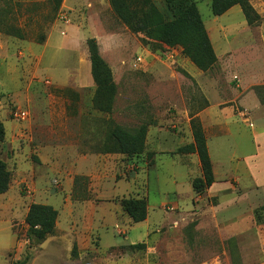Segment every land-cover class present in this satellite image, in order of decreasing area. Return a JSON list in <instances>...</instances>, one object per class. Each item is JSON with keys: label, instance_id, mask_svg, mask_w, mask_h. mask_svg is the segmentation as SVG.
Returning a JSON list of instances; mask_svg holds the SVG:
<instances>
[{"label": "rangeland", "instance_id": "rangeland-1", "mask_svg": "<svg viewBox=\"0 0 264 264\" xmlns=\"http://www.w3.org/2000/svg\"><path fill=\"white\" fill-rule=\"evenodd\" d=\"M194 1L217 57L207 71L181 53L186 37L134 33L109 0H62L51 21L48 0H9L24 36L0 31V264H264V0L255 24ZM88 37L112 70L110 112L92 104ZM192 117L215 177L199 195L196 154L176 152ZM115 124L146 127L139 154L102 151ZM122 197H146V218ZM30 203L57 211L42 241L27 236Z\"/></svg>", "mask_w": 264, "mask_h": 264}, {"label": "trees", "instance_id": "trees-1", "mask_svg": "<svg viewBox=\"0 0 264 264\" xmlns=\"http://www.w3.org/2000/svg\"><path fill=\"white\" fill-rule=\"evenodd\" d=\"M62 0H48L51 21L59 9ZM157 2L163 3L167 15L161 11ZM116 17L134 32L148 33L153 31L163 43H173L186 37L188 42L181 53L202 71L210 70L217 61L211 40L204 26L194 0H109ZM9 0H0V31L23 38L22 29L13 23V8ZM19 5V4H12ZM233 5H238L248 24H255L259 14L251 5V0H210V9L214 15L226 12ZM44 34L38 36L43 41ZM90 61V73L95 84L92 104L96 109L110 112L116 94V85L112 70L100 55L94 37L86 39ZM192 141L179 146L177 153H195L200 165V175L191 180V187L196 195L205 191L214 181L212 162L207 142L200 121L190 119ZM5 134L0 121V142ZM146 127L140 126L130 131L119 125H113L102 148L103 152H116L124 155L139 154L145 146ZM11 179L10 170L0 159V194L7 191ZM122 210L133 222H141L147 216L146 197H122L119 200ZM57 211L49 204L30 203L24 218L27 225V236L37 241L44 240L54 230ZM131 247H135L132 245ZM16 264H20L17 262Z\"/></svg>", "mask_w": 264, "mask_h": 264}, {"label": "crops", "instance_id": "crops-1", "mask_svg": "<svg viewBox=\"0 0 264 264\" xmlns=\"http://www.w3.org/2000/svg\"><path fill=\"white\" fill-rule=\"evenodd\" d=\"M207 147H208V146H207ZM208 152H209V151H208ZM196 156H197V155H196ZM209 156H210V154H209ZM197 158H198V157H197ZM210 159H211V158H210ZM211 162H212V160H211ZM212 168H213V166H212ZM200 173H201V171H200ZM213 174H214V170H213ZM214 179H215V177H214ZM214 182H215V181H214ZM214 182H213V183H214ZM213 183H212V184H213Z\"/></svg>", "mask_w": 264, "mask_h": 264}]
</instances>
